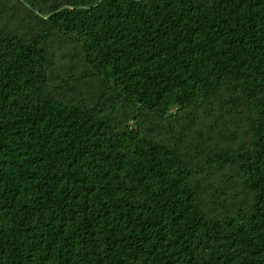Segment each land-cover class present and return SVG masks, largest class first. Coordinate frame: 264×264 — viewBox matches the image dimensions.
<instances>
[{"label":"trees","instance_id":"trees-1","mask_svg":"<svg viewBox=\"0 0 264 264\" xmlns=\"http://www.w3.org/2000/svg\"><path fill=\"white\" fill-rule=\"evenodd\" d=\"M0 264H264V0H0Z\"/></svg>","mask_w":264,"mask_h":264}]
</instances>
